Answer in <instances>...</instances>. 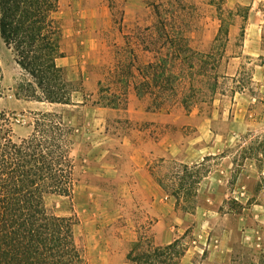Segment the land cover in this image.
<instances>
[{
  "label": "rangeland",
  "instance_id": "374dc122",
  "mask_svg": "<svg viewBox=\"0 0 264 264\" xmlns=\"http://www.w3.org/2000/svg\"><path fill=\"white\" fill-rule=\"evenodd\" d=\"M158 9L189 38L193 64L167 70L181 77L177 90L155 88L142 97L135 89L137 67L158 55L159 46L151 45ZM55 18L64 53V64L57 62L64 82L57 83L74 104L31 100L44 92L9 58L0 36V112L16 139L32 132L35 113L64 115L78 181L70 196L50 195L46 205L57 216L76 218L87 264H132L127 255L140 240L161 247L177 241L184 254L179 264H264V0H60ZM222 21L226 44L212 50ZM208 52L205 68L200 53ZM151 92L175 99L157 108ZM193 95L186 107L183 99ZM142 105L186 124H139L124 116ZM164 136L199 146L195 159L206 149L212 154L200 164L150 156L149 170L165 192L157 198L135 192L122 168L135 149L122 142ZM217 188L224 192L218 201Z\"/></svg>",
  "mask_w": 264,
  "mask_h": 264
},
{
  "label": "trees",
  "instance_id": "16d2710c",
  "mask_svg": "<svg viewBox=\"0 0 264 264\" xmlns=\"http://www.w3.org/2000/svg\"><path fill=\"white\" fill-rule=\"evenodd\" d=\"M59 8L60 0H0V35L44 92L31 100L72 105L68 92L57 83L64 80L57 64L64 57L62 27L55 18ZM157 15L160 23L151 45L159 46L158 55L137 67L140 80L135 89L142 97L155 88L177 90L181 77L166 75L167 70L193 64L189 38L173 26L168 12L158 9ZM223 22L212 50H222L226 44L229 31ZM142 38L146 40L143 33ZM167 46L169 53L164 54ZM210 56L211 52L200 53L202 63ZM151 94L157 108L175 99L165 92ZM195 97H185L183 104L191 106ZM34 118L32 132L16 139L11 120L0 112V264H87L76 218L57 216L46 205L48 196H70L77 184L72 130L58 112L41 111ZM181 256L177 241L161 247L140 240L127 258L132 264H179Z\"/></svg>",
  "mask_w": 264,
  "mask_h": 264
},
{
  "label": "crops",
  "instance_id": "0c3cea01",
  "mask_svg": "<svg viewBox=\"0 0 264 264\" xmlns=\"http://www.w3.org/2000/svg\"><path fill=\"white\" fill-rule=\"evenodd\" d=\"M1 36V35H0ZM2 38V37H1ZM3 40V39H2ZM3 46L7 48V51L10 52L9 58H12L13 62L18 64L16 62L15 54L11 48H9L5 42L3 41ZM1 48V47H0ZM0 52V65H3L2 56L3 54ZM63 58H58L57 62L58 64H64L61 63ZM39 102V101H38ZM41 104L49 103V102H39ZM53 104L54 103H49ZM126 118L130 119L131 121H134L135 123H148V124H155L160 126H183L186 124L184 118L178 119L175 118L174 115L171 114H164L160 112H153L149 111L146 107L143 105L140 107L132 106L128 108L125 111ZM141 134L147 135L146 131H141ZM122 147L124 149H128L127 147L133 146L134 155L123 157V164L122 168L123 170L128 171L130 174L129 178L133 180L132 187L134 188L135 192L140 193H148L151 196L154 195L156 198L159 194L165 192L160 184L157 182L156 178L154 177V174L149 170L150 169V156L153 157H160V158H166V157H176L177 160L180 162L186 163V164H200V162L204 161L205 157L209 154H212V152L208 149L203 153L202 156H200V159H195L193 157V153L198 149H200L199 146H193L190 144L189 139H184L181 142L175 141L172 136H164L163 138H160L158 140H154L153 142L148 143L147 140H141V142L134 141V138H125L124 142H122ZM179 152H186L187 155L179 156ZM219 188V187H218ZM217 188V189H218ZM218 193V196H216L215 200H219V195H223L224 192H222L220 189L216 191ZM167 197H164L167 200ZM164 201V199H161ZM169 204V203H168ZM170 205V204H169ZM256 206L263 207V203H257Z\"/></svg>",
  "mask_w": 264,
  "mask_h": 264
}]
</instances>
